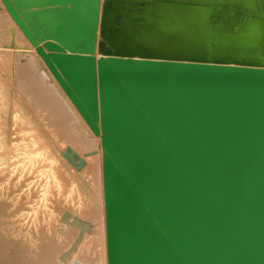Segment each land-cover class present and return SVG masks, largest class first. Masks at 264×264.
Masks as SVG:
<instances>
[{"label": "water", "instance_id": "obj_1", "mask_svg": "<svg viewBox=\"0 0 264 264\" xmlns=\"http://www.w3.org/2000/svg\"><path fill=\"white\" fill-rule=\"evenodd\" d=\"M101 136L108 264H264V0H3Z\"/></svg>", "mask_w": 264, "mask_h": 264}, {"label": "bare ground", "instance_id": "obj_2", "mask_svg": "<svg viewBox=\"0 0 264 264\" xmlns=\"http://www.w3.org/2000/svg\"><path fill=\"white\" fill-rule=\"evenodd\" d=\"M0 10L15 49L10 81L20 73L36 95L23 91V107L11 87L0 89V264H108L101 136L3 0ZM24 54L30 59L17 64Z\"/></svg>", "mask_w": 264, "mask_h": 264}, {"label": "rangeland", "instance_id": "obj_3", "mask_svg": "<svg viewBox=\"0 0 264 264\" xmlns=\"http://www.w3.org/2000/svg\"><path fill=\"white\" fill-rule=\"evenodd\" d=\"M12 39H13V35L11 32L9 21L7 19L6 12L4 10H0V89L3 87L5 89L4 92H6L7 91L6 87H11L13 90V96L19 94L18 104L24 107L27 105L26 100L28 99V97H26V95L30 93L31 94L30 99H35L36 95L35 92L31 90L33 85L30 82H27V80H25V77L20 73H19V77L16 78L15 83H12L10 81V78L8 76L9 58L11 57L13 51H15V49L12 48V46L10 45ZM25 59H30V57L25 54L20 55L17 58L16 62L17 64L23 65L24 64L23 61ZM23 91H25V93L27 94L23 95ZM12 99H13L12 96L7 98V101L10 105L12 104Z\"/></svg>", "mask_w": 264, "mask_h": 264}]
</instances>
